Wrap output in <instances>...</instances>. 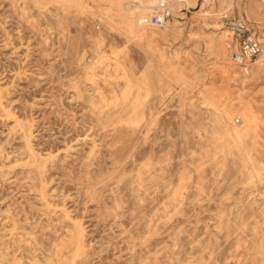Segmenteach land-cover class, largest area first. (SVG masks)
<instances>
[{
	"label": "rangeland",
	"instance_id": "374dc122",
	"mask_svg": "<svg viewBox=\"0 0 264 264\" xmlns=\"http://www.w3.org/2000/svg\"><path fill=\"white\" fill-rule=\"evenodd\" d=\"M109 2L0 0V264H264V0Z\"/></svg>",
	"mask_w": 264,
	"mask_h": 264
},
{
	"label": "built area",
	"instance_id": "2783aa9c",
	"mask_svg": "<svg viewBox=\"0 0 264 264\" xmlns=\"http://www.w3.org/2000/svg\"><path fill=\"white\" fill-rule=\"evenodd\" d=\"M171 15L170 7L163 2L160 7L149 17L142 18V23H151L158 27H165L167 19ZM225 21L231 26L233 36L239 42V48L233 52L232 60L239 65L243 71L249 72L252 62L264 57V45L261 40L250 33L249 20L243 17L228 19Z\"/></svg>",
	"mask_w": 264,
	"mask_h": 264
},
{
	"label": "bare ground",
	"instance_id": "6f19581e",
	"mask_svg": "<svg viewBox=\"0 0 264 264\" xmlns=\"http://www.w3.org/2000/svg\"><path fill=\"white\" fill-rule=\"evenodd\" d=\"M112 1L113 0H110L109 3L111 4ZM147 1L148 2L145 3V1L142 0L143 4L135 7L136 11H132V9L126 8L124 10V12L122 13V15L124 17V21L128 24L138 26L139 32L142 35H145V32L143 29H140L139 27L152 25L151 23H147V24L142 23V21H141L142 18L149 17L150 15H152L155 12V9L157 7H160L163 2H165L170 7L174 4L179 5L182 2H186L187 0H174L173 4H169L168 0H147ZM222 1L225 2L226 0H222ZM154 3H156V4H154ZM226 114L228 115L229 112L226 111ZM228 116L231 117V115H228ZM250 116L251 115L248 112H246L243 116L242 124L239 127H233V129H232L234 131L237 139L240 141V143L242 142L243 137L247 135L248 131L250 129H252L251 121L253 120V118L252 117L250 118Z\"/></svg>",
	"mask_w": 264,
	"mask_h": 264
}]
</instances>
